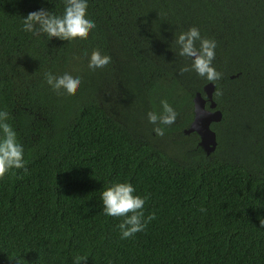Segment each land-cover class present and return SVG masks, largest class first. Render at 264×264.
<instances>
[{"label": "trees", "instance_id": "1", "mask_svg": "<svg viewBox=\"0 0 264 264\" xmlns=\"http://www.w3.org/2000/svg\"><path fill=\"white\" fill-rule=\"evenodd\" d=\"M41 8L60 15L64 0H0V108L27 169L0 179V264H264V0H88L96 27L72 40L22 30ZM190 26L216 41L221 73L209 155L184 132L209 82L179 71ZM94 49L110 63L89 69ZM64 72L80 76L73 93L44 79ZM161 99L177 116L157 136ZM116 181L155 213L123 240L100 198Z\"/></svg>", "mask_w": 264, "mask_h": 264}, {"label": "clouds", "instance_id": "2", "mask_svg": "<svg viewBox=\"0 0 264 264\" xmlns=\"http://www.w3.org/2000/svg\"><path fill=\"white\" fill-rule=\"evenodd\" d=\"M87 5L88 0H64L63 13L60 15L43 8L29 12L23 17L21 28L27 33H44L50 39L56 37L60 40H72L76 37H86L89 30L96 27L95 21L86 14ZM175 44L178 54L189 57L192 61L190 65L179 69L181 73L191 69L209 82L220 79L221 73L212 64L216 49L214 39L202 37L199 28L190 26L186 31L176 34ZM110 61L109 55L101 54L98 49H94L88 55V68L91 70L102 68ZM44 79L56 92L63 90L66 93H73L80 85V76L69 72L61 75L45 73ZM160 106L159 112L147 113V120L154 126L153 132L157 136H163L166 126L173 124L177 116L175 109L166 99H161ZM8 121L9 113L0 108V179L15 169L27 171L24 147ZM100 198L105 216L123 218L118 225L122 240L143 231L148 223L155 219V213L144 215V205L148 195L137 194L133 184L128 181L112 182L100 193ZM200 211L204 212L205 209L201 207ZM260 224L264 226V219L260 220ZM80 261L81 258L76 257L74 264H80Z\"/></svg>", "mask_w": 264, "mask_h": 264}, {"label": "water", "instance_id": "3", "mask_svg": "<svg viewBox=\"0 0 264 264\" xmlns=\"http://www.w3.org/2000/svg\"><path fill=\"white\" fill-rule=\"evenodd\" d=\"M203 93L197 91L193 98V117L185 133L195 132L198 137V145L209 155L216 148V134L211 128V123L221 119V111L214 109L216 102L213 100L214 83L208 82L203 86Z\"/></svg>", "mask_w": 264, "mask_h": 264}, {"label": "rangeland", "instance_id": "4", "mask_svg": "<svg viewBox=\"0 0 264 264\" xmlns=\"http://www.w3.org/2000/svg\"><path fill=\"white\" fill-rule=\"evenodd\" d=\"M172 143H173V144L169 145L168 148H170V149H172V150H177V149H179L177 144H175L174 142H172Z\"/></svg>", "mask_w": 264, "mask_h": 264}, {"label": "flooded vegetation", "instance_id": "5", "mask_svg": "<svg viewBox=\"0 0 264 264\" xmlns=\"http://www.w3.org/2000/svg\"><path fill=\"white\" fill-rule=\"evenodd\" d=\"M214 109H218V108H217V105L215 106V108H214ZM219 121H220V120H219ZM219 121H217V122H219ZM213 123H214V122H213Z\"/></svg>", "mask_w": 264, "mask_h": 264}]
</instances>
